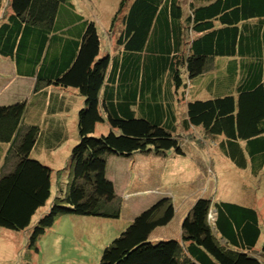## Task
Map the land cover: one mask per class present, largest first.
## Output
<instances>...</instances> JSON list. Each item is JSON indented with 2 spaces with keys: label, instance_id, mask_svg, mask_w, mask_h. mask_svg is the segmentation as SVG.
Here are the masks:
<instances>
[{
  "label": "trees",
  "instance_id": "trees-1",
  "mask_svg": "<svg viewBox=\"0 0 264 264\" xmlns=\"http://www.w3.org/2000/svg\"><path fill=\"white\" fill-rule=\"evenodd\" d=\"M3 6L0 56L34 86L27 99L0 105V227L29 229L49 203L32 226L30 249L39 251L63 215L119 218L109 159L184 156L180 131L199 147L218 143L240 169L262 167L264 0H120L103 32L100 15L77 0ZM195 87L207 92L194 95ZM71 105L75 142L55 173L38 147L62 145L61 120L69 118L52 113ZM100 124L109 131L96 133ZM174 215L172 200L158 198L103 249L100 264H264L256 207L199 197L179 238L150 240Z\"/></svg>",
  "mask_w": 264,
  "mask_h": 264
},
{
  "label": "rangeland",
  "instance_id": "rangeland-1",
  "mask_svg": "<svg viewBox=\"0 0 264 264\" xmlns=\"http://www.w3.org/2000/svg\"><path fill=\"white\" fill-rule=\"evenodd\" d=\"M77 1L84 8L86 6L91 12L94 10L100 15L99 20L102 19L98 22L100 32L108 27L120 2V0ZM3 11L4 6L0 10V15ZM114 31L119 32L117 29ZM103 36V42L107 44V34ZM225 59H218L216 65ZM4 65V69L0 68V73L5 75L0 79V94L5 90L7 94L3 95L9 96L5 101L12 100L11 97L18 99V94H21L22 90H29V84L13 82L9 67L5 63ZM215 70L218 73L223 69L219 67ZM197 92L202 95L207 90L195 87L193 94ZM37 114L38 112L35 116ZM108 129L107 124H100L96 133H107ZM179 134L186 149L184 156L174 155L172 151L161 154L143 152L111 160L109 175L114 180L116 200H119L121 207L119 218L63 215L39 239V251H35L29 248L28 238L32 226L36 224L40 215L48 210V203L36 213L29 229L16 231L0 227V264H100L103 249L127 228L133 217L164 196L169 197L175 207L174 218L164 228V232L177 234L182 228L184 216L199 197L238 201L256 207L262 217L264 230V163L257 171H253L251 166L240 169L223 154L218 143H208L199 147L188 142L185 131H180ZM193 134L198 135L195 131ZM69 142L73 145V138H70ZM48 161L55 168V173L61 169V158L53 159V162L49 159ZM60 180L65 187L67 181Z\"/></svg>",
  "mask_w": 264,
  "mask_h": 264
},
{
  "label": "crops",
  "instance_id": "crops-1",
  "mask_svg": "<svg viewBox=\"0 0 264 264\" xmlns=\"http://www.w3.org/2000/svg\"><path fill=\"white\" fill-rule=\"evenodd\" d=\"M4 63L10 69L9 73L13 76L12 77L13 78L12 79L13 82H16L18 84L21 83V82L29 84V90L28 91L25 90V89L22 90V93L18 94V99H16L15 97H11L12 100H6V101H5V99L9 98V96L8 95H3L5 93V90H2V93L3 92L4 93L0 94V96H3V97H0V103H1L0 105L11 104V103L19 101V100L27 99L29 97V95L31 94V92H32V89H33V86H34V79L30 78V77H18L15 74V71H14V68H13V64H11L10 62L4 60L0 56V68L1 69H4V66H5ZM9 73H7V76L9 75ZM3 76H5V75L0 73V77H1L0 79H2ZM15 91H19V90H15ZM5 94H7V93H5ZM48 104H49V101H45L44 102L45 109L43 111H47ZM77 107H78L77 105H75V106L71 105L68 108V112L63 113V112L56 111V112L52 113L53 114L52 116L55 117V118L59 117V116H65L66 118H69V119H68L67 123H66V120L65 121L63 119L61 120V124H62L63 129H64L65 140H64V142L62 143V145L60 147H57L55 149H48L46 146H42V145L38 147L39 150L41 149L40 150V158H41V160L44 163H46V164H48V165L53 167V165L48 161V159L51 162H53V159L61 158V164L64 165V163H65V161L67 159V156L69 154V151H70V149L72 147V144H71V142H69V138L68 137H72L71 131H73V124L75 123L73 117L75 115V111L77 110ZM64 108H66V105H64ZM74 142H75V140H74ZM63 147H65L66 149L62 150ZM59 151H60V155H58ZM1 158H3V156H1ZM111 160H114V159L110 158L109 161L111 162ZM1 164H2V162H0V165ZM108 177L110 179H112V176L109 175V172H108ZM130 180L131 179L129 178L128 182H130ZM168 225L163 226V227H159L156 230H154L153 233L151 234V238L155 240V239H159V238H170V237H180L181 236L182 228H180V230L178 229L179 231H177V234H175L174 232H168V231L164 232V228L167 227Z\"/></svg>",
  "mask_w": 264,
  "mask_h": 264
},
{
  "label": "clouds",
  "instance_id": "clouds-1",
  "mask_svg": "<svg viewBox=\"0 0 264 264\" xmlns=\"http://www.w3.org/2000/svg\"><path fill=\"white\" fill-rule=\"evenodd\" d=\"M13 103H14V102H13ZM111 180H112V179H111ZM112 181H113V180H112ZM113 182H114V181H113ZM114 184H115V183H114ZM153 203H154V202H153ZM153 203H152V204H153ZM152 204H151V205H152ZM151 205H149V206H151ZM149 206H147V207H149ZM215 217H216V212H215V211L211 212V213H210V218H211V219H215ZM133 218H134V217H133ZM158 228H159V227H158ZM170 238H179V237H170ZM159 239H168V238H159ZM159 239H155V240H159ZM150 240H154V239L151 238V235H150ZM155 240H154V241H155Z\"/></svg>",
  "mask_w": 264,
  "mask_h": 264
}]
</instances>
